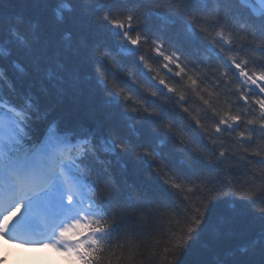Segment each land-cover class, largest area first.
I'll return each mask as SVG.
<instances>
[{"label": "snow or ice", "instance_id": "6c2138e0", "mask_svg": "<svg viewBox=\"0 0 264 264\" xmlns=\"http://www.w3.org/2000/svg\"><path fill=\"white\" fill-rule=\"evenodd\" d=\"M7 3L0 231L71 250L75 264H140L146 253L148 264H181L217 202L259 204L264 219V0H41L57 29L74 23L60 38L37 18L6 16ZM84 99L105 118L75 119L70 105ZM239 156L243 172L230 167ZM155 183L169 196L153 195ZM76 226L75 244L58 243Z\"/></svg>", "mask_w": 264, "mask_h": 264}, {"label": "trees", "instance_id": "16d2710c", "mask_svg": "<svg viewBox=\"0 0 264 264\" xmlns=\"http://www.w3.org/2000/svg\"><path fill=\"white\" fill-rule=\"evenodd\" d=\"M3 11L6 16L26 15L37 18L42 22L45 29L53 32L57 38H60L65 30L76 31L72 22L57 29L52 16V6L43 5L41 0H8ZM148 63L157 71L161 70L154 55L148 59ZM113 71L121 73L133 82L141 84L144 88L149 87L135 70L126 68L123 64H114ZM161 74L164 73L161 72ZM8 75L17 82V87L21 86V81L11 68L8 70ZM4 85L8 91L10 85L7 79L4 80ZM150 90L154 91L155 89ZM53 105H55V101L50 102V106ZM189 107L194 114L200 111L198 101H190ZM70 108L75 119L80 121L92 122L93 119L105 118V114L91 105L87 99L70 105ZM165 150H172L171 145ZM235 151L241 152L239 146L236 147ZM175 154L178 163H186L187 158L181 149H176ZM238 159L240 162L232 161L230 167L234 171L243 172L245 170L243 157L239 156ZM250 168L258 170V166L255 164L251 165ZM250 178V176H241L242 180ZM238 187L243 186L238 185ZM151 192L159 197L169 196L168 189L160 183L152 185ZM260 206L257 204L254 207H249L248 204L235 199H224L214 204L209 229L183 255L181 264H264V253H262L264 250V232H262L264 219L258 211ZM148 255V253L145 254V259L140 264H148Z\"/></svg>", "mask_w": 264, "mask_h": 264}, {"label": "clouds", "instance_id": "9594fccd", "mask_svg": "<svg viewBox=\"0 0 264 264\" xmlns=\"http://www.w3.org/2000/svg\"><path fill=\"white\" fill-rule=\"evenodd\" d=\"M5 223H7V220ZM82 230L83 229L80 226L65 229L63 232L58 234V243H60L62 246L64 244H75ZM0 241L5 242V245L7 246V250H5V245H0V253H2L0 254V264H17L15 261L10 262V257H12L14 250L24 249H47L50 253H54L58 258L56 260V264H75V261L71 259V257L74 255L71 250L62 253V251L49 244L34 246L21 244L6 236L2 231H0Z\"/></svg>", "mask_w": 264, "mask_h": 264}, {"label": "rangeland", "instance_id": "374dc122", "mask_svg": "<svg viewBox=\"0 0 264 264\" xmlns=\"http://www.w3.org/2000/svg\"><path fill=\"white\" fill-rule=\"evenodd\" d=\"M58 258L47 249H28L19 251L14 258L17 264H52Z\"/></svg>", "mask_w": 264, "mask_h": 264}, {"label": "bare ground", "instance_id": "6f19581e", "mask_svg": "<svg viewBox=\"0 0 264 264\" xmlns=\"http://www.w3.org/2000/svg\"><path fill=\"white\" fill-rule=\"evenodd\" d=\"M1 243H2V245H5V242H3V241H0ZM1 245V244H0ZM7 246L5 245V248H6ZM34 250H36V249H34Z\"/></svg>", "mask_w": 264, "mask_h": 264}]
</instances>
